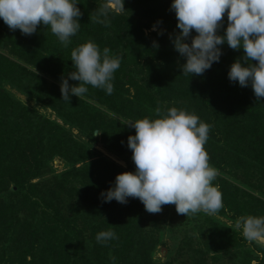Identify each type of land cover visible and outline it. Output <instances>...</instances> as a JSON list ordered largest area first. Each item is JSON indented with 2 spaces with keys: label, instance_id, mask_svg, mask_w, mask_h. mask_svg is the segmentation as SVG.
<instances>
[{
  "label": "trees",
  "instance_id": "16d2710c",
  "mask_svg": "<svg viewBox=\"0 0 264 264\" xmlns=\"http://www.w3.org/2000/svg\"><path fill=\"white\" fill-rule=\"evenodd\" d=\"M77 3L80 29L68 47L46 26L37 25L33 34L22 35L0 20V45L8 55L0 53V264H156L151 255L157 241L144 227L142 203L131 197L125 204L105 203L101 196L116 175L134 167L127 137L135 132L125 122L157 118L158 104L162 111L184 109L209 125L203 146L208 162L216 164L209 154L220 144L230 148L226 152L232 168L243 169V160L249 157L255 168L264 170V98L257 99L250 86L240 87L227 79L235 60L246 66L243 50L218 46L222 52L219 62L201 75L188 76L181 72L185 60L172 43L144 34L154 27L173 37L178 34L174 12L169 9L171 0H122V10L120 0ZM101 11L106 12L101 18L107 19V26L93 20ZM227 23L225 14L218 35H223ZM88 41L121 58L111 81L113 91L106 95L87 86L82 97L70 96L67 103L59 91L61 78L75 71L70 61L72 48ZM48 77L53 80L50 84ZM68 83L76 86L79 82L68 79ZM21 85L30 89L28 95L45 102L62 126L23 107L6 92V86L24 92ZM65 128L77 130L91 143L95 132H100V144L122 157L127 170L97 155ZM231 147L235 153L231 154ZM55 157L68 168L45 181L42 175ZM221 162L226 163V157ZM214 186L223 204L215 214L235 223L240 216H264V201L253 193L220 177ZM79 209L88 218L86 224H78ZM109 226L117 238L97 243L96 234ZM195 229L200 242L197 250L189 251L191 264H218L221 254L230 252V259L242 256L238 264H264V246L247 245L244 237L214 219L204 217Z\"/></svg>",
  "mask_w": 264,
  "mask_h": 264
},
{
  "label": "clouds",
  "instance_id": "9594fccd",
  "mask_svg": "<svg viewBox=\"0 0 264 264\" xmlns=\"http://www.w3.org/2000/svg\"><path fill=\"white\" fill-rule=\"evenodd\" d=\"M77 4V0H0V20L22 35L36 32L37 25L46 26L62 46L68 47L70 38L80 29ZM169 9L174 12L179 30L170 40L174 51L185 60L182 74H203L219 62L222 52L218 46L226 44L232 50H243L246 63L242 66L235 60L230 65L229 82L250 86L257 99L264 98V0H171ZM225 14L228 23L223 35H218ZM103 16L105 11L93 20L107 26ZM192 32L195 35L186 43ZM153 46L158 47L155 43ZM70 61L75 71L69 72L67 79L61 78L62 100L68 103L70 96L82 97L87 86L101 89L106 95L112 93L113 74L121 64L119 56L88 41L72 48ZM68 79L79 83L70 86ZM154 112L155 119L125 122L135 132L127 137L135 170L116 175L112 186L101 193L103 202L125 204L131 197L137 198L148 213H159L166 204H173L176 213L185 217L198 212L217 213L223 206L222 194L212 183L218 173L209 164L203 147L209 125L176 107L162 111L158 104ZM112 227L96 234L97 243L117 238ZM235 227L249 241L264 239V216H240Z\"/></svg>",
  "mask_w": 264,
  "mask_h": 264
},
{
  "label": "rangeland",
  "instance_id": "374dc122",
  "mask_svg": "<svg viewBox=\"0 0 264 264\" xmlns=\"http://www.w3.org/2000/svg\"><path fill=\"white\" fill-rule=\"evenodd\" d=\"M108 6L114 10L115 5L113 3H108ZM143 21L142 19H140ZM144 34L149 37L150 35H156L160 39L164 40L166 43H171L170 36L173 37V33L164 30V29H157V28H150L148 30H144ZM0 53L8 56L7 52L1 47L0 45ZM47 83L50 84L53 82L49 77L46 78ZM56 83V82H54ZM59 85L58 83H56ZM21 88L24 92L16 91L14 88L10 86H6V92L20 105L25 108L33 109L36 111L41 117L48 119L49 121L61 125V122L57 119L56 114L47 108V104L43 101H37L35 97H31V93L28 95V91L26 86L21 85ZM132 92V91H130ZM65 130L75 139L79 140L83 144H88L93 149V151L100 155L101 157L112 161L118 167L123 170H127V165L123 162L122 157H118L112 151L104 148L100 142L98 135L95 136V142L91 143L88 142V137L82 136L77 130L73 128H65ZM218 148L216 149L214 146V153L209 154L210 157L215 161L216 164H209L217 170L216 178H223L229 181L230 183H235L239 185V187L246 190L247 193H253L258 198L264 201V170L261 168H255L251 162L249 157L244 158V168L237 170L230 166V154L227 156L226 151H230V148L221 147L220 144H217ZM234 148L231 147V154L235 153ZM226 157V163L221 162V157ZM219 156L218 158H216ZM229 157V159H228ZM233 165V164H232ZM233 167H236L233 165ZM68 164L65 163L62 159L55 157L53 158L47 165V170L42 175L43 179L50 180L54 175H58L65 170H67ZM135 169L134 167L129 170V172H133ZM215 178V179H216ZM236 181V182H235ZM247 181V182H246ZM34 182H37L35 180ZM39 183L42 182V179L38 181ZM249 182V183H248ZM214 185V181L212 182ZM146 214L145 220V229L151 231L156 238L157 245L154 248L151 260L156 264H164L166 262H170L172 264H191V256L189 251L197 250L198 243L200 242V236L198 235V229L204 217H209L214 219L219 225H224L229 227L235 233L240 236L242 235V231L235 227V222H231L230 219L225 215H218V214H205L204 212H198L196 214H189L185 217L182 214H177L175 211V206L173 204H166L161 206V211L159 213H148L144 210ZM78 224H86L87 223V216L82 209L78 210ZM245 238V237H244ZM246 244L255 243L264 246V239H257L253 241H249L245 238ZM189 245V248H188ZM185 247V248H184ZM234 252V251H232ZM232 253H222L221 258L218 264H238V257L242 258L238 254L236 258H229ZM208 264H213L210 262ZM251 264H254L252 262Z\"/></svg>",
  "mask_w": 264,
  "mask_h": 264
}]
</instances>
